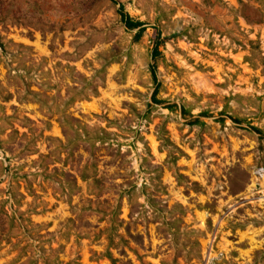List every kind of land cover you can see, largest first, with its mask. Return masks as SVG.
Returning <instances> with one entry per match:
<instances>
[{
  "label": "rangeland",
  "instance_id": "rangeland-1",
  "mask_svg": "<svg viewBox=\"0 0 264 264\" xmlns=\"http://www.w3.org/2000/svg\"><path fill=\"white\" fill-rule=\"evenodd\" d=\"M0 264H264V0H0Z\"/></svg>",
  "mask_w": 264,
  "mask_h": 264
},
{
  "label": "trees",
  "instance_id": "trees-1",
  "mask_svg": "<svg viewBox=\"0 0 264 264\" xmlns=\"http://www.w3.org/2000/svg\"><path fill=\"white\" fill-rule=\"evenodd\" d=\"M118 15H119V19H120L121 23L123 24V26L127 30H131V29H134L136 27L141 26V23L139 21L132 20L130 17H128L126 15V13L122 12L121 7H118ZM157 53H158L157 49L153 48L151 53H150V57L153 58ZM149 72H150V75H151V79L153 81H155L154 68H153L152 65H150ZM154 94H155V89L153 90V92L151 94V98H152V100L156 101L154 99V97H153Z\"/></svg>",
  "mask_w": 264,
  "mask_h": 264
}]
</instances>
